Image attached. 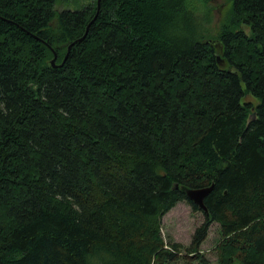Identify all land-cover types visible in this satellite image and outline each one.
I'll return each instance as SVG.
<instances>
[{
    "label": "trees",
    "instance_id": "trees-1",
    "mask_svg": "<svg viewBox=\"0 0 264 264\" xmlns=\"http://www.w3.org/2000/svg\"><path fill=\"white\" fill-rule=\"evenodd\" d=\"M97 1L0 0V264L175 263L162 218L212 185L190 254L218 223L264 264V0L206 42L187 0Z\"/></svg>",
    "mask_w": 264,
    "mask_h": 264
},
{
    "label": "rangeland",
    "instance_id": "rangeland-1",
    "mask_svg": "<svg viewBox=\"0 0 264 264\" xmlns=\"http://www.w3.org/2000/svg\"><path fill=\"white\" fill-rule=\"evenodd\" d=\"M55 10L78 11L86 6L94 5L96 0H54ZM188 7L195 15L199 37L201 41L217 40L222 27L227 21L231 0H187ZM221 54L220 52H217ZM247 102L257 104V101L247 96ZM205 222L204 214L201 211H194L188 202L179 203L174 209L162 218V236L165 241V248L171 249L172 244L181 245L179 261L166 264H220L224 243L221 235L220 225L214 223L210 227L208 238L200 248V260L196 259V254H190L189 248L192 244L193 236L200 226ZM222 264V263H221Z\"/></svg>",
    "mask_w": 264,
    "mask_h": 264
},
{
    "label": "water",
    "instance_id": "water-1",
    "mask_svg": "<svg viewBox=\"0 0 264 264\" xmlns=\"http://www.w3.org/2000/svg\"><path fill=\"white\" fill-rule=\"evenodd\" d=\"M100 7H101V0H98L97 1V13H96L95 19L99 15ZM95 19L93 21H95ZM87 33H88V30L86 32V35H87ZM86 35L82 39L74 42L68 48V53H67V55H66V57L62 63L57 64L58 55L56 53H54V58L52 60H50V62H49L50 66L54 69L63 67V65L65 64V62L67 61V59L69 57L72 46L77 44V43L82 42L85 39ZM50 48H51V50H53L52 47H50ZM252 117L255 118V114L252 115ZM213 189H214V185H212L210 187L202 188V189H188V190H186V196H187L188 200L190 202H192L195 206H197L201 211L208 213V208L206 207L205 200L212 193Z\"/></svg>",
    "mask_w": 264,
    "mask_h": 264
}]
</instances>
